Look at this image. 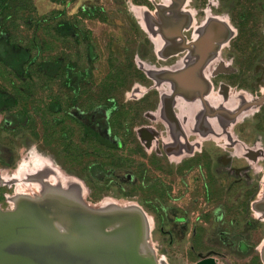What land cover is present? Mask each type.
Masks as SVG:
<instances>
[{
	"label": "rangeland",
	"instance_id": "1",
	"mask_svg": "<svg viewBox=\"0 0 264 264\" xmlns=\"http://www.w3.org/2000/svg\"><path fill=\"white\" fill-rule=\"evenodd\" d=\"M220 1L75 0L68 4L70 16L95 8L107 16L105 23L85 20L99 52L92 65L95 85H87L86 80L76 105L53 124L46 106L51 98L69 97L62 84L42 77L38 84L26 87L19 77L0 70V88L16 100L14 107L0 111V207L12 210L21 196L37 199L58 189L76 193L94 211L142 208L151 221L143 252L163 264H183V238L199 229L208 237L263 239L262 250L264 121L256 117L261 107L251 108L237 122L206 118L202 91L184 96L186 81L178 80L191 73L190 79H197L205 94L220 99L212 109L231 107L232 101L236 109L249 101L233 85L213 87L210 80L217 75L237 78L236 82L255 75L252 90L264 95L261 52L250 57L254 68H247L243 56L231 51L227 41L209 56L202 58L197 51L213 22L227 23V40L236 36L228 13L239 12V2L224 0L221 6ZM33 3L34 16L65 8L51 0ZM223 8L224 16L219 13ZM22 30L25 36L32 35ZM38 36L45 54L63 50L42 32ZM140 78L150 83L148 90L139 87ZM110 87L112 92L107 93ZM98 102L102 105H94ZM88 105H94L89 112ZM112 110L125 111L124 126L115 127L126 140L116 149L87 139L83 131L91 126L117 145L102 128ZM199 173L203 177L197 178ZM184 215L187 223L179 221Z\"/></svg>",
	"mask_w": 264,
	"mask_h": 264
},
{
	"label": "water",
	"instance_id": "2",
	"mask_svg": "<svg viewBox=\"0 0 264 264\" xmlns=\"http://www.w3.org/2000/svg\"><path fill=\"white\" fill-rule=\"evenodd\" d=\"M56 193L37 199L21 196L12 210L0 207V264H158L150 252H143L147 236L140 210L93 212ZM46 199L68 206L57 216V206Z\"/></svg>",
	"mask_w": 264,
	"mask_h": 264
},
{
	"label": "trees",
	"instance_id": "3",
	"mask_svg": "<svg viewBox=\"0 0 264 264\" xmlns=\"http://www.w3.org/2000/svg\"><path fill=\"white\" fill-rule=\"evenodd\" d=\"M51 1L65 8L34 16L33 0H0V70L19 77L26 87L38 84L42 77L61 83L69 97L51 98L46 106L51 123L55 124L76 105L74 100L84 93L86 80L87 85H95L92 65L98 60L99 52L85 20L105 23L107 16L98 8L85 9L70 16L66 6L75 0ZM22 29L29 30L32 35L25 36ZM39 32L59 42L63 50L54 55L45 54ZM74 50L77 52L73 53ZM106 92L111 93V87ZM15 105L16 100L0 88V111ZM94 105H102V102ZM94 105H88L87 111Z\"/></svg>",
	"mask_w": 264,
	"mask_h": 264
},
{
	"label": "flooded vegetation",
	"instance_id": "4",
	"mask_svg": "<svg viewBox=\"0 0 264 264\" xmlns=\"http://www.w3.org/2000/svg\"><path fill=\"white\" fill-rule=\"evenodd\" d=\"M238 2L239 6L237 9L239 12L232 11L228 13L229 22L236 29V36L227 40L229 36L227 23L222 21L213 22L208 26L204 36L199 40L197 51L200 57L203 58L217 52L220 44L227 41L229 42L231 51H235L239 56H243L244 65H246L247 68H254L251 64L253 60H251L250 57H255L258 54L259 56H264V0H238ZM220 4L222 6L224 0H221ZM225 12H227L225 8L219 11L220 15L223 16ZM241 41H243V43ZM256 44L260 46H255ZM235 47H238L239 51L238 49L236 50ZM255 49L257 52L254 51ZM258 51L261 53H258ZM245 73H247V71ZM182 77L185 78L186 81V85H184L186 90L184 91V96H194L197 91H202L201 98L203 105L206 106V118H224L231 122H237L240 120L241 116L251 108L261 107L256 117L258 118L257 120L264 121V112L262 111L264 110V95L258 96L257 92L252 90L257 81L255 75L248 76L244 82H236L237 78L230 79L220 77L219 75H217V78L210 80L213 87L221 83H225L229 86L233 85L235 89H238L240 95L249 99V101L240 104L236 109L234 107L237 103L234 101L230 103L229 100L225 102V105L227 106V104L230 103L229 106L231 107L212 109L210 106L219 105L221 102L220 99L215 98V96L213 97V95L210 96V93L205 94L202 84L197 79H190L191 73L190 76L184 74ZM140 79L143 85L139 87L145 89V91L148 90V88H150V83L147 81L144 82V80H142L143 78ZM251 96H253L254 99L251 100ZM144 101L145 99L142 100V103ZM261 101L262 103L258 104V102ZM91 110L92 109L87 112ZM124 112L125 111L118 112L112 110L107 120H105V123L102 124V128L108 130L113 138L117 140V145L113 144L114 141L109 139L103 131L97 132L91 126H86L83 130L87 139L108 149L120 147L126 139L124 140V136L118 132L115 126L117 125L119 128L124 126ZM245 122H247V120H245ZM250 127L251 126L246 129L250 130ZM100 168L103 172L107 170L106 165L100 166ZM201 177L203 176L199 173L197 178ZM191 208H187V210ZM179 221L181 223H187L186 216L184 215L183 218H179ZM193 233L194 235L191 236L189 233L187 237L183 238L185 240V247L182 253L183 264H264V248L261 250L259 247L263 239L259 241L255 238V240H253L246 235L208 237L203 235L204 231L202 229L194 230ZM244 234L246 233L244 232Z\"/></svg>",
	"mask_w": 264,
	"mask_h": 264
},
{
	"label": "bare ground",
	"instance_id": "5",
	"mask_svg": "<svg viewBox=\"0 0 264 264\" xmlns=\"http://www.w3.org/2000/svg\"><path fill=\"white\" fill-rule=\"evenodd\" d=\"M53 171V170H52ZM70 182V181H69ZM68 182V183H69ZM61 183V182H60ZM59 185V184H58ZM71 185V184H70ZM74 185V184H73ZM60 186V185H59ZM67 186V185H66ZM75 186V185H74ZM58 187V186H57ZM76 187V186H75ZM78 187V186H77ZM76 187V188H77ZM79 188V190H81L80 189V187H78ZM62 189V188H61ZM65 189H67V187L65 188ZM81 191H83V190H81ZM55 192H57L56 194H54L55 196H58V197H65V198H62V199H67L68 201H69V204H72V203H75V204H77V205H80L81 207H83V208H85L86 210H89V211H93V212H101V211H94V210H92L91 208L89 209V208H87L86 206H88V205H84L83 203H81L80 202V200H79V196H77L76 195V193H73V192H65V191H63V190H58L57 189V191H55ZM78 192V191H77ZM79 193V192H78ZM80 194H81V192H80ZM79 194V195H80ZM83 200H85V199H83ZM42 201H43V199H42ZM45 202H47L48 204H50L51 206H57V208H56V212H55V210H54V212H55V214L58 216L59 215V211L61 210V209H63V208H66V205L67 204H58L57 203V201H52L51 199H46V200H44ZM82 201V200H81ZM57 203V204H56ZM113 205V204H112ZM68 206V205H67ZM111 206V205H110ZM124 207V206H123ZM132 207V206H131ZM134 207V206H133ZM135 209L136 210H140L141 212H142V214H143V216H144V220H145V236H147L146 235V232L148 233V230H149V227H150V224H151V221H150V218L147 216L148 214H146L144 211H142L141 210V208L139 209V207H135ZM58 219V218H57ZM57 227L61 230V231H64L65 230V228H64V226H63V224L62 223H60V222H58L57 223ZM146 239V238H145ZM145 245H146V242H145ZM146 250V249H145ZM146 252V251H145ZM152 257L154 256L153 254H150ZM155 257V256H154ZM157 263L158 264H163L162 262H159V261H157Z\"/></svg>",
	"mask_w": 264,
	"mask_h": 264
}]
</instances>
